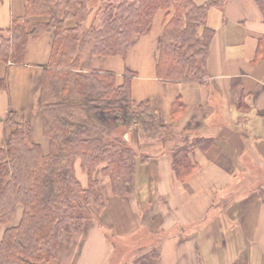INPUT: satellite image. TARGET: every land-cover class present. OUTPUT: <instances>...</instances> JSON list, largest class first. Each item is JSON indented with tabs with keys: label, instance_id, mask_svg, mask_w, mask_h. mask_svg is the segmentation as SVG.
<instances>
[{
	"label": "crops",
	"instance_id": "crops-1",
	"mask_svg": "<svg viewBox=\"0 0 264 264\" xmlns=\"http://www.w3.org/2000/svg\"><path fill=\"white\" fill-rule=\"evenodd\" d=\"M24 13V0H0V28ZM171 15V8L158 10L149 31L135 35L124 56L98 54L91 59L90 69L112 73L117 86L128 75L131 99L149 100L170 136L146 140L136 123L127 126L123 137L136 151L132 191L113 193L108 176L97 170L104 205L84 218L79 232H62L59 264H137L143 255L150 264H264L260 9L255 0H225L208 9L206 25L213 36L202 80L157 76L162 31ZM28 19L31 30L49 18ZM53 36L51 29L28 38L22 62L0 61V79L6 80L0 89V147L14 129L4 122L13 111L17 122L30 125L32 141L43 153L48 151L39 93ZM143 156L147 160H140ZM174 156L183 162L174 166ZM74 166L85 187L86 172L79 161ZM21 210L17 205L10 221L0 224V239L7 225L19 221Z\"/></svg>",
	"mask_w": 264,
	"mask_h": 264
},
{
	"label": "trees",
	"instance_id": "trees-1",
	"mask_svg": "<svg viewBox=\"0 0 264 264\" xmlns=\"http://www.w3.org/2000/svg\"><path fill=\"white\" fill-rule=\"evenodd\" d=\"M224 2L98 0L87 22L92 0H24V15L0 28V61L12 63L22 62L28 38L54 31L39 93L47 153L32 141L28 123L17 122L13 111L4 118L14 129L0 147V224L10 221L17 205L22 210L19 221L3 231L0 264H59L62 232H79L84 218L100 212L104 205L99 176L94 173L99 170L108 176L113 193L132 191L136 151L123 137L127 126L136 123L146 140L170 136L149 100L131 99L128 75L117 86L112 73L90 69L92 57L124 56L132 38L149 31L155 13L171 8L162 31L157 76L202 80L213 36L206 14ZM255 2L264 21V0ZM29 16L49 19L28 30ZM68 20L72 26H66ZM5 82V77L0 79V89ZM120 127L124 131L117 135ZM76 161L87 174L85 187L75 174ZM182 162L174 156V166ZM144 259L150 264L149 257Z\"/></svg>",
	"mask_w": 264,
	"mask_h": 264
},
{
	"label": "rangeland",
	"instance_id": "rangeland-1",
	"mask_svg": "<svg viewBox=\"0 0 264 264\" xmlns=\"http://www.w3.org/2000/svg\"><path fill=\"white\" fill-rule=\"evenodd\" d=\"M97 1L98 0H92V4H93V6L91 7V11H93V10H95V4L97 3ZM92 15V14H91ZM90 17H92V16H90ZM124 131V128L123 127H120V128H118V130L116 131V134L117 135H121V133ZM116 256H118L117 254H116ZM113 257L114 256H112L111 257V260H113ZM146 259H144V258H140V260H138V261H141V262H143L144 264H146V261H145ZM58 262H59V260H58ZM52 264H58L57 262L55 263H52Z\"/></svg>",
	"mask_w": 264,
	"mask_h": 264
}]
</instances>
